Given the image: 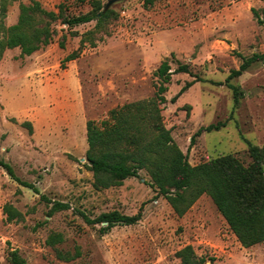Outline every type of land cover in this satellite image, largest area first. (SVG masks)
<instances>
[{"label":"rangeland","instance_id":"obj_1","mask_svg":"<svg viewBox=\"0 0 264 264\" xmlns=\"http://www.w3.org/2000/svg\"><path fill=\"white\" fill-rule=\"evenodd\" d=\"M55 9L61 0H39ZM31 0H0V26L17 23L19 5ZM119 13L109 35L85 47L70 61L80 36L58 25L54 40L30 55L7 49L0 58V158L41 194L69 203L50 214L52 203L22 186L0 167V264H13L17 249L28 264H181L176 252L192 245L206 264H264V242L244 247L212 198L204 194L183 215L164 196H157L146 169L139 176L108 188L94 186L86 165L87 122L102 120L129 102L154 98L160 64L169 59L190 65L191 73H173L160 104L163 121L192 165L234 154L245 165L252 158L248 142L264 148V62L254 63L231 80L243 91L237 108L226 79L243 57L264 52V0H118ZM3 9L5 10L3 12ZM94 23L75 27L83 33ZM67 33L65 46H60ZM196 76L176 101L172 97ZM24 122H30L29 131ZM219 130L203 132L212 123ZM6 203L24 219L9 221ZM134 225H116L102 232L91 218L118 210L133 215ZM53 232L64 241L51 246ZM79 255L70 261L57 251Z\"/></svg>","mask_w":264,"mask_h":264},{"label":"trees","instance_id":"obj_2","mask_svg":"<svg viewBox=\"0 0 264 264\" xmlns=\"http://www.w3.org/2000/svg\"><path fill=\"white\" fill-rule=\"evenodd\" d=\"M109 0H61L55 9L45 8L39 0L19 5V17L15 24L0 26V58L7 49L19 48L21 55H30L50 44L65 25L71 36H80L77 50L68 54L64 61L77 58L87 46L95 47L109 35V24L118 18L119 13ZM150 2L153 0H149ZM5 10L3 9V12ZM94 23L83 33L74 30L80 25ZM67 33L62 34L60 46H65ZM238 69H233L226 79L234 95V108L240 104L243 96L241 88L231 80L242 75L254 63L264 62V52L243 57ZM173 70L169 59L159 66L157 74L161 79L154 98L126 103L112 109L102 120L90 119L87 122L86 165L93 172L94 186L108 188L122 185L124 180L139 176L146 169L151 177V186L157 196H164L175 213L183 216L204 194L209 195L218 211L225 218L232 232L244 247L264 242V148L248 142L252 161L245 165L234 154H224L207 161L192 165L188 156L175 142L166 128L160 104L167 102L165 96L173 73H191L190 65L179 60ZM203 80L196 76L187 82L180 93L172 97L176 101L179 95L195 81ZM32 131L30 122H24ZM225 122L212 123L201 127L192 137L203 132L219 130ZM0 167L22 186L41 194L37 185L20 178L14 167L0 158ZM41 200L52 203L50 214L69 209V203L52 200L41 194ZM4 212L9 221H21L23 213L11 203H6ZM88 224L106 223L102 232L116 225H134L143 216L140 209L136 214H124L118 210L101 213L91 218L79 210ZM64 241L63 234L53 232L47 243L56 246ZM9 260L13 264H28L17 249L9 250ZM79 255L69 251H57V256L70 261ZM181 264H206L207 258L199 256L192 245H186L176 252Z\"/></svg>","mask_w":264,"mask_h":264},{"label":"water","instance_id":"obj_3","mask_svg":"<svg viewBox=\"0 0 264 264\" xmlns=\"http://www.w3.org/2000/svg\"><path fill=\"white\" fill-rule=\"evenodd\" d=\"M116 1H118V0H109L108 3H107V5H106V7L111 6ZM104 224H106V223H104Z\"/></svg>","mask_w":264,"mask_h":264}]
</instances>
